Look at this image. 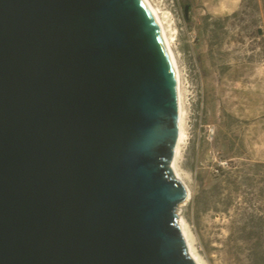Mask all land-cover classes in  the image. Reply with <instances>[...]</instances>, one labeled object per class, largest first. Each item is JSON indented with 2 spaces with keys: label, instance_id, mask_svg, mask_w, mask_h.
Segmentation results:
<instances>
[{
  "label": "water",
  "instance_id": "water-1",
  "mask_svg": "<svg viewBox=\"0 0 264 264\" xmlns=\"http://www.w3.org/2000/svg\"><path fill=\"white\" fill-rule=\"evenodd\" d=\"M178 95L144 0H0V264H197Z\"/></svg>",
  "mask_w": 264,
  "mask_h": 264
},
{
  "label": "rangeland",
  "instance_id": "rangeland-1",
  "mask_svg": "<svg viewBox=\"0 0 264 264\" xmlns=\"http://www.w3.org/2000/svg\"><path fill=\"white\" fill-rule=\"evenodd\" d=\"M151 1L163 12L187 95L180 168L192 195L217 167L238 166L243 177L250 172L256 180L253 188L241 187L229 217L213 211L198 216L190 200L180 211L205 264H249L247 247L226 238L230 218L253 212L245 210V200L252 199L260 208L254 215L264 217L263 184L257 183L263 175L256 173L261 168L248 169L264 163V0ZM228 194L222 190L220 197Z\"/></svg>",
  "mask_w": 264,
  "mask_h": 264
},
{
  "label": "trees",
  "instance_id": "trees-1",
  "mask_svg": "<svg viewBox=\"0 0 264 264\" xmlns=\"http://www.w3.org/2000/svg\"><path fill=\"white\" fill-rule=\"evenodd\" d=\"M253 168H261L257 169L256 173L263 175L257 181V183L263 184V187L259 188V196L263 197L264 163L253 164L248 169L252 171L254 170ZM216 169L217 172L211 173L207 179L200 180L198 184L199 190L190 199L189 204L198 216L208 211H213L217 214L223 213L229 217L233 199L235 196H239L241 187L245 185L247 188H253L255 185L254 181L256 180L250 177L251 173H245L243 177L241 173L244 170L241 171L238 166L233 167L232 165V169L230 170H224L222 167H217ZM207 183L212 185L208 187ZM222 190H229V194L225 197H220ZM251 201L252 199L245 200L247 205L245 210L250 208L253 212L243 213L245 218L241 220L235 221L231 218L229 219V233L226 242H240L245 245L248 250L247 259L249 260V264H264V217L254 215V212L260 208L255 207Z\"/></svg>",
  "mask_w": 264,
  "mask_h": 264
},
{
  "label": "bare ground",
  "instance_id": "bare-ground-1",
  "mask_svg": "<svg viewBox=\"0 0 264 264\" xmlns=\"http://www.w3.org/2000/svg\"><path fill=\"white\" fill-rule=\"evenodd\" d=\"M144 2L146 3L147 7L151 11L153 17L156 20L157 25L160 28V31L162 33L165 45L168 49L170 57L174 63L176 71H177V81H178V88H179V95H178L179 135H178L177 143L174 147V154H173V158H172L170 167L174 173L175 178L180 180L186 186L187 191H188V198L179 207L178 214H179V224H180L181 231H182V234H183L185 242H186V246H187L189 256L192 258V260L195 263L197 262V264H205V262L203 261L202 257L200 256V254L196 248V245L193 242L192 230H191L188 222L186 221V219L182 216V213L180 211V209L183 208V206L185 204H187V202L192 197L191 189H190L189 185L187 184V182L184 180L182 173H181V168H180L181 155H182L184 146L187 143V139H188V133H187L188 132L187 131V118H188L187 95H186V92L184 89L182 72H181L179 61H178V57L175 53V50H174V47L172 44V37H170L168 34L167 27H166L165 22H164V17L162 16L163 12L158 7H156L151 0H144Z\"/></svg>",
  "mask_w": 264,
  "mask_h": 264
}]
</instances>
